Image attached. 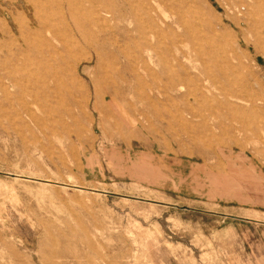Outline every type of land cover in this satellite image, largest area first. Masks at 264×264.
Masks as SVG:
<instances>
[{
  "label": "rangeland",
  "instance_id": "374dc122",
  "mask_svg": "<svg viewBox=\"0 0 264 264\" xmlns=\"http://www.w3.org/2000/svg\"><path fill=\"white\" fill-rule=\"evenodd\" d=\"M0 264H264V0H0Z\"/></svg>",
  "mask_w": 264,
  "mask_h": 264
},
{
  "label": "crops",
  "instance_id": "0c3cea01",
  "mask_svg": "<svg viewBox=\"0 0 264 264\" xmlns=\"http://www.w3.org/2000/svg\"><path fill=\"white\" fill-rule=\"evenodd\" d=\"M145 146V145H144ZM146 147V146H145ZM225 149H228V148H225V147H222V148H219V149H217V150H219V151H221L222 153H225ZM109 162H111V161H109Z\"/></svg>",
  "mask_w": 264,
  "mask_h": 264
},
{
  "label": "bare ground",
  "instance_id": "6f19581e",
  "mask_svg": "<svg viewBox=\"0 0 264 264\" xmlns=\"http://www.w3.org/2000/svg\"><path fill=\"white\" fill-rule=\"evenodd\" d=\"M261 26V25H260ZM162 47V46H161ZM228 104V103H227Z\"/></svg>",
  "mask_w": 264,
  "mask_h": 264
}]
</instances>
